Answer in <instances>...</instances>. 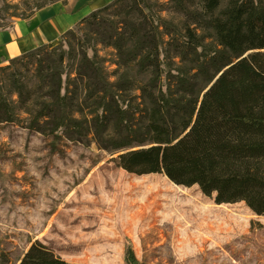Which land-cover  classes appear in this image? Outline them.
Returning a JSON list of instances; mask_svg holds the SVG:
<instances>
[{"label":"trees","instance_id":"1","mask_svg":"<svg viewBox=\"0 0 264 264\" xmlns=\"http://www.w3.org/2000/svg\"><path fill=\"white\" fill-rule=\"evenodd\" d=\"M13 1L0 0V32L65 3ZM82 28L132 66L149 108L145 126L113 133L100 146L116 155L110 162L264 217V0H114L57 46L0 67V125L67 130L83 81L99 71ZM19 264L68 263L35 241Z\"/></svg>","mask_w":264,"mask_h":264},{"label":"rangeland","instance_id":"2","mask_svg":"<svg viewBox=\"0 0 264 264\" xmlns=\"http://www.w3.org/2000/svg\"><path fill=\"white\" fill-rule=\"evenodd\" d=\"M82 34L99 71L83 81L67 130L0 125V264H19L35 241L68 264H192L204 240L206 251L237 242L264 248V217L244 204L215 205L197 187L130 175L110 162L116 155L100 146L145 126L149 108L132 66L89 30ZM191 205L210 217L202 220ZM239 256L248 258L238 253L232 261Z\"/></svg>","mask_w":264,"mask_h":264},{"label":"crops","instance_id":"3","mask_svg":"<svg viewBox=\"0 0 264 264\" xmlns=\"http://www.w3.org/2000/svg\"><path fill=\"white\" fill-rule=\"evenodd\" d=\"M114 0H65L37 12L26 21H17L12 31L0 32V67L12 59L45 45H55L61 36L88 14Z\"/></svg>","mask_w":264,"mask_h":264},{"label":"bare ground","instance_id":"4","mask_svg":"<svg viewBox=\"0 0 264 264\" xmlns=\"http://www.w3.org/2000/svg\"><path fill=\"white\" fill-rule=\"evenodd\" d=\"M94 184V183H91ZM98 193L103 191L102 188H100V184L97 183L95 186ZM94 188V189H95ZM194 210L192 205L190 206ZM202 217V220H206V216L210 217V210H199L195 212V214H199ZM192 230H190L191 232ZM209 241L204 240V244L208 243ZM202 246V249L200 252V257L197 258L195 261H193L192 264H248L250 262L251 258L257 259L255 264H264V248H259L257 250H250L246 245H243L239 242L237 244L233 245V243H228L224 247H218L215 244H211L210 248L206 251L204 247ZM247 253L248 258H245L244 256H239L238 259L240 260L238 263L232 261V257L235 256L238 253ZM258 252V253H257ZM205 259H208L209 262L205 263Z\"/></svg>","mask_w":264,"mask_h":264}]
</instances>
